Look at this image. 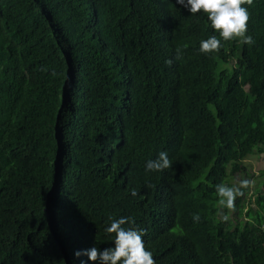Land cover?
I'll use <instances>...</instances> for the list:
<instances>
[{
	"label": "trees",
	"instance_id": "16d2710c",
	"mask_svg": "<svg viewBox=\"0 0 264 264\" xmlns=\"http://www.w3.org/2000/svg\"><path fill=\"white\" fill-rule=\"evenodd\" d=\"M244 7L254 43L204 54L219 33L177 0H0V264H100L75 253L115 246L109 217L156 264H264V167L244 221L216 193L264 154V0Z\"/></svg>",
	"mask_w": 264,
	"mask_h": 264
},
{
	"label": "clouds",
	"instance_id": "9594fccd",
	"mask_svg": "<svg viewBox=\"0 0 264 264\" xmlns=\"http://www.w3.org/2000/svg\"><path fill=\"white\" fill-rule=\"evenodd\" d=\"M254 0H177V3L187 8L192 15L205 13L211 23V27L219 33L217 36H211L200 42V52L209 54L218 52L221 48V39L227 41H239L242 44L252 45L254 39L247 34L248 22L250 14L247 7L251 6ZM183 58V52L177 48L176 59ZM169 65L172 60L166 61ZM172 161L169 159L167 152H160L158 158L149 160L146 164V171H163L171 168ZM251 181L245 179L240 181L239 186H229L227 184H217L216 193L219 197V205L221 209L227 208L234 210L236 198L243 196V189H247L251 185ZM133 196L138 195L135 190L131 193ZM222 219L226 222L229 216L223 213ZM194 221L199 222L200 216L194 215ZM110 226L105 229L108 234H114V247L106 248L101 251L97 247H93L81 253L77 251L75 255L79 257L84 254L93 262L99 261L100 264H156L153 255L145 247L143 240V231L133 227H124L129 224L130 218L121 217L113 219L109 217ZM99 239V237H97Z\"/></svg>",
	"mask_w": 264,
	"mask_h": 264
},
{
	"label": "rangeland",
	"instance_id": "374dc122",
	"mask_svg": "<svg viewBox=\"0 0 264 264\" xmlns=\"http://www.w3.org/2000/svg\"><path fill=\"white\" fill-rule=\"evenodd\" d=\"M243 164L248 168L249 175L247 176V178L249 179V181L252 182L247 193L244 195L242 199V203L245 202V206L247 208L250 204L251 199L252 200L254 199L256 192L258 190L262 192L261 186H259V182L262 179V173L260 171L261 168L264 167V154L255 153L251 156H247L245 159H243ZM240 181L242 180L240 179L239 176V178H235L234 180H232L230 184L232 186L233 185L239 186ZM220 213L223 214L226 213L229 217H232L234 221L236 220V222L239 223L245 220V215H239L238 217H236L238 215V212H236L235 210L227 209V212L222 210L220 211ZM220 217L222 218V215Z\"/></svg>",
	"mask_w": 264,
	"mask_h": 264
}]
</instances>
